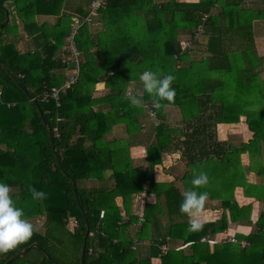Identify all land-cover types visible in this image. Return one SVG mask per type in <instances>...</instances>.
Masks as SVG:
<instances>
[{
    "label": "trees",
    "instance_id": "16d2710c",
    "mask_svg": "<svg viewBox=\"0 0 264 264\" xmlns=\"http://www.w3.org/2000/svg\"><path fill=\"white\" fill-rule=\"evenodd\" d=\"M243 1L105 0L94 18L105 23V30L93 36L89 24L80 29L75 39L80 77L63 88L64 70L73 71L64 63L70 56L65 45L72 19L86 17L93 0L86 8L75 0H0V182L9 185L29 222L46 220L44 234L33 225L30 239L0 253V264L32 245L37 246L11 264H82L83 252L84 264H152L153 258L162 264H264V211L253 224V204L241 206L235 195L242 189L246 198L264 205V82L259 62L251 58L253 23L264 20V10H245ZM217 6L221 10L214 15ZM11 8L15 18L6 22ZM40 16L55 21L40 23ZM200 26L205 34L194 41ZM185 34L188 49L182 46ZM204 35L206 42H199ZM19 36L26 40L23 48L16 43ZM195 50L203 57L186 65ZM146 69L174 76L175 96L172 102L161 101L158 126L150 125L152 98L139 78ZM98 84L107 92L96 94ZM53 88L60 90V107L55 100H42ZM133 95L143 100L141 106L130 103ZM172 108L179 121L169 116ZM242 117L252 139L239 147L220 142L218 126L239 125ZM149 127L155 139L145 168L134 165L133 152L147 143L141 134ZM172 153L187 161L183 173L164 167V156ZM194 170L208 176L197 189L208 193L203 210L214 209L208 203L216 202L223 213L190 232L179 206L192 187ZM247 172L258 182L252 183ZM33 188L45 192L46 199H33ZM144 191L155 202L146 205V222L136 236L150 242L143 253L140 246L132 250L131 226L138 221L133 197ZM230 224L254 226V232L236 234L240 244L217 243L213 250L200 242ZM241 241L248 244L241 248ZM164 245L170 251L162 255Z\"/></svg>",
    "mask_w": 264,
    "mask_h": 264
},
{
    "label": "clouds",
    "instance_id": "9594fccd",
    "mask_svg": "<svg viewBox=\"0 0 264 264\" xmlns=\"http://www.w3.org/2000/svg\"><path fill=\"white\" fill-rule=\"evenodd\" d=\"M139 78L143 84V91L147 93L150 98H152L153 107L160 108L161 101H173L175 90L171 87V85L174 81V76L170 74L160 76L158 73L146 69L140 74ZM130 103L134 106H141L143 104V100L138 98L136 95H133L130 97ZM150 121L151 120H149V122ZM159 124V117L157 124L153 123L152 121L150 122V125L153 126H158ZM147 150V148L144 150V153H146V155ZM190 183L192 187L183 192V199L179 206V210L189 218L188 231L194 232L202 228L201 214L204 209L205 201L208 198L207 192L197 191V189L208 183V176L203 171L196 172V170H194L193 177ZM141 194H145L144 196L146 197L148 196L146 191ZM31 195L32 198L36 200L46 199V193L43 191H38L35 188L31 189ZM140 213L144 214V211ZM140 213L136 215L138 217V220ZM124 221H127V219L125 218ZM133 224L134 223H132V225ZM133 229L135 235L134 241L135 239H137L140 246L141 242L136 236L138 233H140L142 227L139 232L135 230L134 226ZM33 231V224L29 222L27 218H25L23 210L20 207L16 206L15 201L10 194L9 185L0 182V253L12 250L18 245L24 243L31 238V236L33 235Z\"/></svg>",
    "mask_w": 264,
    "mask_h": 264
},
{
    "label": "crops",
    "instance_id": "0c3cea01",
    "mask_svg": "<svg viewBox=\"0 0 264 264\" xmlns=\"http://www.w3.org/2000/svg\"><path fill=\"white\" fill-rule=\"evenodd\" d=\"M76 1L77 2L81 1V3L84 5V8L89 6V4L87 5V1L89 3V0H75V2ZM164 1L165 0H154V2L156 4L164 3ZM180 1L181 2H187V3H198L200 0H180ZM260 3H261L260 0H244L243 1V5H244L243 8L245 10H248V11L249 10H252V11L264 10V6L260 5ZM80 6H82V5H80ZM64 10H66V9H64ZM220 10H221V8L219 6L215 7L214 10H213V14L214 15L218 14V12ZM69 12H70V10H69ZM72 15L74 16V14H72ZM46 18H51L53 20V23L55 21V17L54 16H40V17H38V21L40 22V20H42V19L45 20ZM44 20H42V21H44ZM90 30L92 31L91 33L93 34V36L94 35H98V34H100L101 32H103L105 30V23L103 21H98L96 19V21L94 20L92 25H90ZM204 38L207 40V36L206 35H204L203 40H204ZM229 41H232V40L229 39ZM253 42H254V49H253V54L251 53V58L259 62L260 66L259 67L257 66V71L259 72V76L261 78V81L263 82L264 79L262 78V74L264 73V20H256L253 23ZM160 47L163 48L162 43H160ZM232 52L237 54L233 49H232ZM192 53L197 55L198 52L192 51L190 55H192ZM241 53H244V52H241ZM97 86H103L104 88L103 87L102 88L104 90H106L104 84H98ZM98 91H99V89L96 88V92L97 93H99ZM99 94H102V93H99ZM170 111L171 110H169V116L174 120L173 113L177 114V111H172V112H170ZM178 116L180 117V115H178ZM180 119H178V120H180ZM241 120H245V123H246V119L244 117H242ZM239 125H242L241 122H240ZM227 126H236L237 127V125H220V126H218V130H220L222 127L226 128ZM245 126L247 127L248 132H250L249 128H248V125L246 124ZM241 130L242 129H240V131ZM250 134L251 135H250V139L249 140L252 139V133L250 132ZM227 140H228V138L226 137L225 139H223L222 142H226ZM249 140L248 141H244V142L247 143V142H249ZM145 149L146 148H143V146H137L136 148H134L133 158H139V159H141L143 161L144 157L141 158V157H138V156L141 154V151L143 152ZM243 158L246 159V163L243 161ZM163 162H164V167L165 168L172 167L173 169L175 168V169H177L178 172H182V173H183L184 168L187 165V161L185 160V158H182L181 153L167 154V155L164 156ZM242 162H243V164L249 165V156L247 154L242 155ZM146 168H148V166H146ZM168 179H171L170 175H168L166 177V180H168ZM251 182L252 183H256V182H258V180L251 181ZM238 190H240V192H241V194H242L244 199L249 200V201H247V203H244L241 206L253 204L252 221H253V224L254 223L256 224V222H258V220H259L260 214L264 211V205L262 203H260V202L254 201L253 199L246 198L244 196L243 190L242 189H238ZM144 195L145 194H140V195L136 194V195H134L132 213H133V209H134V211L136 210L135 213L136 212L140 213V212L144 211V209H145L147 204L155 202L154 201L155 198L148 197V196L146 197ZM165 208H166V206H165ZM205 212H207V210H203L202 214H201L202 224L213 223V222H215V221H217L218 219L221 218V216L220 217H213V216L205 215ZM135 213H133V214H135ZM255 215H256V218H254ZM257 215H259V216H257ZM131 228H132V234H133V238H134L135 235H134L133 225L131 226ZM253 232H254V226H240L239 224H230L228 229L224 230L222 233L216 234V236L214 238H217L219 240V239L222 238V236L224 234L225 235L229 234L231 236H234L236 234L249 235L250 233H253ZM182 244H183V242H182ZM179 245H181V244H179ZM148 246H150V242L149 241H145V242L141 243L140 247H141L143 253L146 251ZM210 246H211V249L213 250V247L215 245H210ZM169 249H170V247H169ZM177 250H183V249L179 248ZM186 250H188V249H186ZM168 251H170V250H168ZM151 263L152 264H162V261H161L160 258H153Z\"/></svg>",
    "mask_w": 264,
    "mask_h": 264
},
{
    "label": "built area",
    "instance_id": "2783aa9c",
    "mask_svg": "<svg viewBox=\"0 0 264 264\" xmlns=\"http://www.w3.org/2000/svg\"><path fill=\"white\" fill-rule=\"evenodd\" d=\"M103 7H105V0H93L91 5L88 7V15L86 17L83 18L81 17V15H75L74 18L72 19L69 37L67 38V43L65 45V50L67 51V53H70V56L64 59V63L69 62V66H70V63L74 62L75 66L74 68H72L73 73L67 74V78H66L63 88H69L70 86L76 84L80 77L79 59H80L81 54L76 45V41H75L76 36L78 35V33L80 32V29L84 25H87V24L91 25L94 22V18L98 16L100 9H102ZM202 34H204V28L203 26H200V28L196 32L194 41H197L200 35ZM190 45H191V42L189 41L183 42L184 49H187ZM59 93H60V90L53 88L51 91H47L45 93L42 100L46 103H49L51 100H55L57 106L60 107L61 101H60ZM157 109L158 108L154 107L153 109L149 111L150 120L155 124L158 123ZM57 121H60V119L58 118ZM54 131L56 133V137H59L58 128H55ZM103 216H104V212L101 213V218H103ZM144 222H145V216L143 213H140L138 222L133 224L137 232H139ZM201 242L208 243L209 245H215L217 243H224V242L237 243V244L239 243V241L237 240L235 236H231L229 234L227 235L224 234L222 238L219 240L217 238L204 237L201 239ZM247 244H248L247 241H241V248L245 247ZM138 247H139V241L135 239L132 250L136 251ZM161 248H162V252H161L162 255H165L167 251L169 250L167 245H164Z\"/></svg>",
    "mask_w": 264,
    "mask_h": 264
},
{
    "label": "rangeland",
    "instance_id": "374dc122",
    "mask_svg": "<svg viewBox=\"0 0 264 264\" xmlns=\"http://www.w3.org/2000/svg\"><path fill=\"white\" fill-rule=\"evenodd\" d=\"M9 13H10L9 19L14 20V18H15L14 17V13H15L14 8H11L9 10ZM42 20H44V19H42ZM42 20H40V23H44V22H49L51 24L53 23V20L51 18H46L44 21H42ZM11 22H13V21H11ZM188 39H189V34H185L183 36V39L182 40L188 41ZM24 41L26 42V40H24V39H22V41H21L20 40V36H19V39H18V41L16 43H17V45L20 48H23V47H25V45H27V43H25ZM199 42H204L205 43L206 42V39L205 38H204V40L201 39ZM23 44H24V46H23ZM198 49L199 50L200 49L203 50L202 47H199V48L197 47V50ZM197 50L194 51V52H198L197 55L192 53V55L189 54L190 57L188 56L185 59L184 63L186 65H188L190 63V61L198 60V59H200V58L203 57L202 54H200L199 51H197ZM94 52H95V54H97L96 53V50H94ZM72 61H73V59H72ZM64 71L67 74H72L73 73L71 70H68V72L66 70H64ZM262 78L264 79V73L262 74ZM260 80H261V78H260ZM263 82H264V80H263ZM102 87L103 86H97L96 88L99 89V91H98L99 93H102L103 94L107 90H104L103 89L104 87L103 88ZM95 93H97V92L95 91ZM99 93H97V94L99 95ZM172 111H177V109H175V108L174 109H171L170 112H172ZM177 114L180 115L179 112H177ZM177 114L173 113V118H174L175 121H177L178 119L181 118V116L179 117ZM241 124L242 125H239V126L237 125V127L236 126H227L226 128L222 127L220 130H218V128H217V130H216L217 139L220 142H222L223 139H225L227 137L228 140H227L226 143H232L233 145H235L237 147L241 146L242 141L243 142L244 141H248L250 139V135H251L250 132H248L247 127L245 126L246 125L245 120H241ZM148 129H149V131H147L146 134H144V133L141 134V137L147 141V143H144L143 148H148L149 145L151 144V140L152 139H155V136H153V134H154L155 131L154 130H151V127H149ZM240 129H242V130L240 131ZM143 152L141 151V154L138 157H141V158L144 157V160L142 161L141 159L136 158L137 159V160H135L136 164H134V165H136V166L143 165L146 168V166H148V162L145 159V157L147 155H146V153H143ZM243 161L246 163V159L245 158H243ZM243 166L246 167L247 164H243ZM159 171H160V167H159ZM247 174H248V177H249V179L251 181L258 180V178L255 176L254 173L247 172ZM235 195H236L237 200H238V202H239L240 205H243L244 203H247V201H249V200L243 198L240 190H237ZM208 205H213L214 209L213 208H209V210H207V212H205V215L213 216V217H220L222 215L223 209L220 207V205L218 203L212 202V203H208ZM135 211L133 209V213H135ZM134 215H138V212H136ZM257 216H259V215H257ZM254 218H256V215L254 216ZM31 223L42 234L45 233L46 220H45L44 217H40V218H38L36 220H33ZM234 258H235L234 255H232V259H234Z\"/></svg>",
    "mask_w": 264,
    "mask_h": 264
},
{
    "label": "water",
    "instance_id": "95a60500",
    "mask_svg": "<svg viewBox=\"0 0 264 264\" xmlns=\"http://www.w3.org/2000/svg\"><path fill=\"white\" fill-rule=\"evenodd\" d=\"M6 22H9V17L7 18ZM74 66H75V63H74V62H71V63H70V67H71V68H74ZM9 73H10V71H9ZM17 81H18V80H17ZM25 91H26V90H25ZM26 93H27V95L30 97L31 101H32L35 105H37V107L40 109V106H39L38 102H37L34 98H32V96H31L27 91H26ZM42 119H43V121H44L46 127L48 128V130H50V127H49V125H48V123H47V121H46V119L44 118L43 115H42ZM49 137H50V142H51L52 148H53V150H54V152H55V154H56V148H55V144H54L53 137H52L51 134L49 135ZM73 184H74L75 192H77L76 187H75V182H73ZM36 246H37V245H32L30 248H28V249L22 251L21 253H19V254L16 255V256H14L10 261H8V262L5 263V264H11L13 261H15V260L18 259L19 257L23 256V255L26 254L30 249H32V248H34V247H36ZM82 264H84V252H83V257H82Z\"/></svg>",
    "mask_w": 264,
    "mask_h": 264
}]
</instances>
